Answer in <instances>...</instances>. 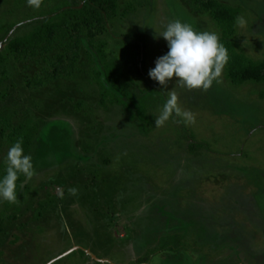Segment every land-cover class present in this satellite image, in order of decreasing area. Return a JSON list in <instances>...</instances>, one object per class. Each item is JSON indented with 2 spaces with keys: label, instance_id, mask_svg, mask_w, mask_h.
<instances>
[{
  "label": "rangeland",
  "instance_id": "obj_1",
  "mask_svg": "<svg viewBox=\"0 0 264 264\" xmlns=\"http://www.w3.org/2000/svg\"><path fill=\"white\" fill-rule=\"evenodd\" d=\"M64 1L84 4L0 0V176L16 130L45 122L31 141L21 132L36 175L20 203L0 202V264H264V82L229 78V63L208 91L148 75L168 51L155 29L173 19L216 32L230 59L264 62V0H214L236 14L232 28L207 0H94L106 30L90 45L55 28L32 54L39 26L17 30ZM110 62L155 91L144 118L106 79ZM173 89L195 122L157 127Z\"/></svg>",
  "mask_w": 264,
  "mask_h": 264
},
{
  "label": "clouds",
  "instance_id": "obj_2",
  "mask_svg": "<svg viewBox=\"0 0 264 264\" xmlns=\"http://www.w3.org/2000/svg\"><path fill=\"white\" fill-rule=\"evenodd\" d=\"M26 3L30 8L39 9L43 0H26ZM236 23L243 28L246 20L237 17ZM155 34L156 39L162 37L167 42L168 51L156 59L155 67L148 75L165 90L173 80L188 90L203 91H208L214 82H220L230 56L216 32L198 31L189 23L173 19L161 30L155 29ZM167 92L166 102L155 118L156 126H163L173 115L194 123V115L181 110L176 91ZM4 165V174L0 176V202L18 204V188L23 189L24 184L36 175L33 158L25 153L22 138L8 149ZM21 177L24 180L18 184ZM69 192L76 195L78 189L71 188Z\"/></svg>",
  "mask_w": 264,
  "mask_h": 264
},
{
  "label": "trees",
  "instance_id": "obj_3",
  "mask_svg": "<svg viewBox=\"0 0 264 264\" xmlns=\"http://www.w3.org/2000/svg\"><path fill=\"white\" fill-rule=\"evenodd\" d=\"M80 1H83L84 4L82 5L80 3L73 6L64 1L60 3L55 9L54 12L56 15L38 19L19 27V29L17 30V34L19 33V31H22L27 27H34L36 25L39 26L35 28L39 29L38 32L32 34L26 40V47L28 46L26 49L31 50L32 54L38 52L36 51V48L42 50L39 47L40 44L46 39L48 41H52V35L54 34L55 28H67V31L73 32V48L78 49L84 41H87V43L90 45L91 39L106 30V23L104 21L102 12L96 5L93 4L94 0ZM201 8L202 5H199V9ZM211 8H215V10L217 11L215 12V18L219 20L222 26H225L226 28L233 27L236 16V14L233 13V10L219 5L214 0H207L204 10L208 11ZM56 20L58 21L55 22ZM11 29L12 27H10L6 32L8 33ZM5 35L2 37V39L5 37ZM19 36L20 35L12 40V45L16 44L18 40L22 39V36ZM77 55V53L73 55L72 64L75 63ZM53 74L54 77H59L61 73L56 72ZM104 75L109 83L113 86V88L117 90L123 100L126 101L127 108L131 111L133 116L142 114L141 117L144 118L147 100L155 98V91H153L150 87H148L147 89H141L139 84L132 78L125 75V73L115 62H110L105 65ZM248 76L256 78L257 81L264 82V62L253 63L245 57L234 52L232 54V58L229 61L228 77L233 80L239 79L242 81L245 80V78H247ZM44 125L45 122L43 121H27L16 130L15 134L18 133V139H23L24 136L21 133L23 132L26 136L31 138L29 140L31 141L32 138L37 134L39 129L44 127ZM27 145L28 143L25 146V152H28ZM21 180H23V177L20 178V181ZM20 181H18V184L21 183Z\"/></svg>",
  "mask_w": 264,
  "mask_h": 264
}]
</instances>
